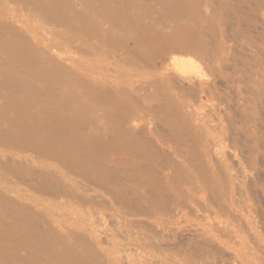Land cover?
<instances>
[{"label":"rangeland","instance_id":"obj_1","mask_svg":"<svg viewBox=\"0 0 264 264\" xmlns=\"http://www.w3.org/2000/svg\"><path fill=\"white\" fill-rule=\"evenodd\" d=\"M19 1L0 0V39H2L0 47L6 49L7 44L10 43L15 48H25L30 45L46 49L53 58L61 56L59 57L61 64L59 71H67L65 74L68 75L67 78H71L73 83L79 82L78 93L89 99L88 95L93 88L91 101L111 103L113 109L118 111H121L122 104L127 102L130 103L131 111H139V127L142 132L136 134L135 139L119 140L111 131L110 136L107 137L108 140H106L108 141L107 146H96L94 155L103 157L105 161L115 160L112 164L119 167L123 174L136 177L138 183L139 181L145 182L146 185L143 188L147 195L158 194V183L153 180L160 179L165 174H169L173 178L191 177L185 181L199 191L197 199L200 201L196 207L200 211V215L186 210L176 218L175 215L165 218L164 212L158 209V206L163 204V199H157L158 203L156 202L155 205L148 201L142 205L139 203L140 201H136L138 198L139 200L143 198L140 194L142 193L141 189L139 196L136 197L131 194L133 187L130 183L116 188L115 195L126 198V204L129 207L127 213H119V220L137 222L139 233L141 232L144 236L151 233L152 241L157 247L169 246L171 249L169 253L148 255L147 259H150V263L232 264V258H235L237 261L235 264H264V215H262V213L264 214V0H211L207 3L204 2L206 0H203L204 5L201 12L191 8L186 9L191 21H189L190 30L185 33L181 32L183 29L181 26L177 24L172 26L171 21H180L176 20L175 13L161 16L157 13L141 12L142 14L139 16L131 14L129 17L124 13L123 16H127L124 20L125 24L129 26L126 30L121 25L119 27L112 25L111 19L116 17L115 14L103 13L102 15L106 17L105 21L108 22L103 25V28H109L111 35L109 46H102L98 40L80 35H76L68 44H64V42L54 44L51 41L54 34L60 33L61 36H64L67 33L70 34L72 30L68 29L66 24L58 22L56 16L47 9L63 15L65 4L56 3L54 0H35L36 4L42 6L46 13L53 16L52 21H42L37 20L36 14L28 12ZM135 1L136 6L139 4V9L145 8L146 5L158 9L175 3L174 0ZM183 1L192 2V0ZM111 5L119 12L128 10L124 5L114 3ZM223 5L225 6L224 10L222 9ZM27 7L30 6L27 5ZM5 8L12 13L2 20L1 17L5 16ZM144 11L148 12L149 10L144 9ZM94 14L95 16L99 15V12ZM99 17L102 16L99 15ZM200 20L207 27L209 33H215V35L207 37L211 54L217 52L220 42L225 44L222 58L219 57L220 61H215L220 68L218 79L221 80L220 83L223 82V86H221L222 84L219 86L215 96L202 99L200 102L190 99L186 102L180 100V95L185 97L182 92H175L171 97L167 96L170 93L159 85L158 89L151 88V84L154 83L153 76H160L163 66L166 67L169 63L170 65L172 63L179 65L191 62L196 66L200 64L201 66H198L201 69L200 73L198 70L196 75H199V78L203 77L204 80L213 79L204 64V60H206L204 54L198 52L187 56L173 55L167 49V44L171 39L177 44H184L183 39H187L189 35L193 34L202 39L201 31H196ZM138 22L139 27H137ZM141 22L146 26L142 27ZM194 22H196L195 28ZM70 23V25L76 24L78 29L81 27V30L92 31L90 25L85 24L83 19L78 18ZM181 23H186V21H181ZM5 24L10 30L5 31L7 34L4 38ZM17 29L22 30V38L18 39L13 35H8L12 30ZM181 33L183 34L181 35ZM40 35L43 37H36ZM81 47L84 50H81ZM104 55L106 56L102 59L101 57ZM152 56L158 58L153 59ZM162 57L163 61L160 60ZM121 59L128 60L129 63L118 68ZM10 61L11 59L6 57L4 61H0V64L6 68L11 64ZM97 66L109 67L112 71L109 73L99 72L96 69ZM30 77L32 79L36 76L32 74ZM6 81L9 80L0 78L2 84ZM104 82H108L107 84L118 82L120 89L116 90L108 86V97L102 96L101 91L104 89H101L99 84ZM127 83L133 85V91L121 90L126 87ZM138 87L140 89H135ZM16 92L18 95L28 94L27 87L19 88ZM65 101V98L59 96L57 98L58 106L62 107ZM185 104L187 105L186 111H183ZM156 106L161 107L157 112L141 109ZM29 107L33 108L32 104L31 106L20 104L15 116L26 113ZM182 112L189 115L187 121L183 120ZM35 116L36 114H33L31 117ZM197 118L213 120L212 125H220L224 136L228 138L232 136L231 140L226 143L227 148L224 151L236 155L235 163L223 161V166L229 168L233 174L241 176L243 182L251 183L257 192L256 195H252L243 188L245 190L244 197L239 199L247 201L248 213L243 216L242 211L238 210L234 213L235 221L232 220L230 212L224 211L221 207L213 210L215 212L213 213L209 209L206 192L200 189L205 185L204 181L198 179L195 173L197 169L195 163L200 160L195 152H199V138L203 135L192 130L197 126L194 122V119ZM30 127L39 132L45 129L44 125L35 123H32ZM89 127L94 128V126ZM12 129L23 131L20 128ZM118 131L119 129L116 130L117 133ZM14 137L0 134V225L6 228L5 237L0 240V246L5 251L18 253L15 256L10 254L12 257H10L9 263L72 264L73 259L80 258V261L92 264L86 254L81 251L77 252L83 247H87L89 244L87 240L76 241V239L64 235L66 231L85 228L89 236L98 240L105 238L103 229L94 222V219L91 220V223L77 221L84 215L83 208L72 204L61 208L53 203L56 198H67L71 195L61 187H56L58 179H51L49 176L40 178L42 174L35 173L33 175L30 172L32 170L43 171L51 164L56 166V170L59 172L58 162L62 160L59 158L47 159L44 154V156L38 155V153L34 155V151L40 150L38 146L33 149L28 146L26 137L22 140L17 136ZM246 138L250 142L246 141ZM67 139L68 143L74 146L72 137ZM56 141L52 140L51 144H55ZM89 143L90 141H85L84 144L90 145ZM92 155L84 154L86 158H91ZM9 156L13 158L12 163H6ZM218 157L226 160L223 156ZM23 159L28 160L27 165L17 164ZM206 175L208 179L209 174ZM82 180L88 187L97 190L107 203L102 208L107 205L111 214H117L115 210L124 207V204L111 205L113 196L106 191L105 184L91 185L86 180ZM72 192V194H76V192ZM155 194L154 196H156ZM4 198L11 200L12 204ZM61 202L65 204L66 201L62 200ZM20 206H25L28 209L26 211L15 209ZM258 209L260 210L258 211ZM42 211L51 213L52 216L43 218ZM32 212L38 216L32 217ZM201 215L205 220L199 218ZM211 223L212 225L215 223L217 226L213 227ZM231 228L234 232L229 234ZM201 230L202 233L205 232L203 237L198 233ZM10 231L13 232L11 236L9 235ZM60 234H63L62 247H58L61 251L56 252L55 249L52 252L42 251L43 253H41L43 246L40 242L46 240L50 245L55 244L53 246L55 247V242L59 239ZM227 236L230 238L229 240H226ZM110 240L109 238L103 241L108 243ZM141 241L139 244L141 251L124 254L127 259L126 264H146V260L139 261L138 257L147 255L145 250H151L152 247L150 242ZM63 243L69 247L68 250L63 246ZM124 243L130 245L131 241L127 239ZM98 247V245L95 247L94 254L100 252ZM4 255V252L0 253V264L7 260ZM105 255L104 257H114L118 261H122L119 259L123 258V254L115 251L113 247H110L109 253L107 252Z\"/></svg>","mask_w":264,"mask_h":264},{"label":"bare ground","instance_id":"obj_2","mask_svg":"<svg viewBox=\"0 0 264 264\" xmlns=\"http://www.w3.org/2000/svg\"><path fill=\"white\" fill-rule=\"evenodd\" d=\"M54 1L56 3L60 2L65 4L64 14L59 15L56 11L51 9L47 10L56 16L58 22L66 24L68 26L67 28L72 31H70V34L67 33L64 36H61L60 33L54 34L53 40H51L52 43L56 44L57 42H64V44H68L76 37V35H80L83 37L86 36L89 38H94L95 40H98L102 46H109L111 42L110 30H108L109 28H103V25L108 23L105 21L106 17L102 15L103 13L115 14L116 17L111 19V21H113L112 25H117V27L121 25L124 30L129 28L128 24H125L124 20L131 14H136L139 16V14H142L141 12H143L146 14L157 13L158 15L163 16L165 14L168 15L175 13V15H177L176 20L180 21H171L172 26L174 24L181 26L183 28L181 32L185 33L189 32V21H191L186 9L191 8L194 11L201 12V8L204 5L203 0H192V2L174 0L175 3L173 5L171 4L170 6L168 5L155 9L150 5H146L145 8L139 9V4L136 6L135 0ZM209 1L211 0H206L204 2L207 3ZM98 2H100V5ZM19 3L24 5L28 12L35 13L37 20L52 21L51 18H53V16L49 15V13H46L42 6L36 4L35 0H20ZM113 3L117 5H124L126 8H128V10L125 12H119L118 9L113 8L111 5ZM27 5L30 7H27ZM44 7L46 8L48 6ZM144 9L149 11L145 12ZM222 9H225L224 5ZM94 11L99 12V15H101L104 19L99 17V15L95 16ZM4 12L5 16L3 15L1 17L2 20L5 19V17L7 18L9 13H12L7 8H5ZM124 13L127 14V16H123ZM78 18L83 19L85 24L90 25L92 31L87 32L85 30H81V27L78 29L76 24L70 25V22H73ZM181 21H186V23H181ZM140 25L142 27L146 26L143 22H141ZM195 26L196 22H194V28ZM137 27H139V22ZM3 29V37L5 38L7 34L5 31L10 30V28L5 24ZM196 31H201V35L203 36L202 39H199L196 34L189 35L187 39H183L184 44H177L176 42H172L171 39L167 44V49L173 55L180 54L181 56H187L198 52L204 54L206 59H203L204 64L206 65V69L210 72V74H212L213 79L204 80L203 77L199 78V75H196L198 74L197 71L199 70L200 73L201 70L198 67L200 65L199 63L197 66L191 62H184L179 65H175L173 63V65H170L169 63V65H166V67L163 66V63V68L161 69L162 73L160 76H153L154 83L151 84V88L158 89V85L162 86L170 93L169 95L167 94V96L170 97L171 95L173 96L175 92H182L185 94V97H182L180 94L179 97H181L180 100H183L184 102H186L188 99L193 100L194 102H200L202 99H209L216 95L219 86L221 84V86H223V82L220 83L221 80L218 79V72L220 68L219 65L215 63V61H220L219 57L222 58V54L225 51V44L220 42L217 46V52L211 54L210 43L207 41V37L215 35V33H209L207 27L204 26V23L201 20ZM183 33H181V35ZM22 34V30L17 29L12 30L11 34L8 35H13L19 39L22 38ZM36 37L42 38L43 36L41 37L40 35ZM1 40L2 39H0V42ZM82 49L84 50L83 47H81V50ZM105 56L106 55L101 58L103 59ZM6 57L11 59V64H9L6 68H3L0 64V78L3 77L9 80L3 84L0 82V134L6 137L17 136V138H20L21 140L26 137L28 146L33 147V149L35 146L40 148V150L37 152H33L34 155L38 153V155L41 156L45 155L47 159H61L62 161L58 162V169L60 170L59 172L56 170V166L52 164L43 171L32 170L30 172L33 175L35 173L42 174L40 178L49 176L51 179H58L59 182L58 186L56 185V187H61L65 192H69V194L71 193V195L67 198L52 199L53 203L61 208H65L64 206L70 204L83 208L85 210L84 215L80 218L77 217V221L81 220L91 223V220L94 219V222H96L99 227L103 229V234L105 235L104 239H111L108 241V243L103 241L104 239L96 240L95 238L89 236L87 233L88 231L85 228L76 229L75 231H66L64 236L72 237L76 239V241H79L80 239H86L89 243L87 247H83L77 252L81 251L82 253L86 254L91 260L92 264H126L127 259L124 257V254L133 253V251H141L139 244L142 242L141 240H143L150 242L152 249L145 250L147 255H140L138 257L139 261H142L143 259V261L146 260V264H151L150 259H147L148 255L154 253L162 254L163 252L169 253L171 251L169 246L165 248L161 246L157 247V245L152 241L153 237L151 236V233L147 236L142 235L141 232L139 233V225L137 222L130 220H119V213H127L129 207L128 204H126V198L115 195V190L116 188H121L120 185L130 183L133 187L131 189V194L136 195L137 197L139 196V191L141 189L142 193L140 194L143 196V198L140 200L138 198L136 201H140L139 203L142 205L145 201L155 205L156 202L158 203L157 199H163L164 202L162 205L158 206V209L164 212V216H166L165 218H171L173 215H175L176 218V216L182 215V213L186 210H189L191 213L197 215V213H200L196 207L200 201L197 199V194L199 191L192 184L186 182L187 179L191 177L187 178L182 176L183 178H173L169 174H165L162 176V178L153 180V182L158 183V194L154 193L156 196H154V194L147 195L145 189L143 188L144 185H146L145 182L139 181L138 183L136 177L123 174L119 167H115L112 164L115 160L112 159L110 161H105L103 157H96V155H94V149L96 146H107L108 141L106 140H108L107 137L110 136L109 133L111 131L112 133L114 132L119 140L135 139L136 134L142 132L141 128L139 127V111H131V108H129L130 103L127 102L123 104L121 103V111L113 109V107L110 105L111 103L108 102L95 103L90 100V98L93 97V88L90 90L88 95L89 99H87L85 95L77 92L80 86L79 82L73 83L71 78H67L68 75H65L67 71H59V66H61L59 57L61 56L58 58H53V56L49 55L46 49H41L40 47L35 46L32 47L30 45L25 48H15L9 43L7 44L6 49L0 47V61H4ZM151 58L156 59L158 57L152 56ZM160 60L163 61V57ZM182 61H184V59ZM119 62L118 68H120L119 66H124L125 64L129 63L128 60L123 59H121ZM96 69L99 72L105 73L112 71V69L109 67L103 66H97ZM224 70L226 69L224 68ZM32 74H34L36 77L31 79L30 76ZM107 83L104 82L103 84H99L101 89H104L101 91L102 96L108 97V86L115 88L116 90L120 89L118 88V82L111 84ZM25 87H27L28 94L18 95L16 90ZM132 87L133 85L131 83H127L126 87L121 90L133 91ZM135 89H140V87ZM59 96H62L66 100L62 107L58 106L57 103V98ZM20 104H27L30 106L32 104L33 108L29 107L26 113H21V115L15 116L18 113ZM186 107L187 105L185 104L183 111H186ZM159 108L161 109L160 106L153 108L144 107L141 109L148 112H157ZM33 114H36V116L31 117ZM181 116L184 121H187V118L189 117L186 112H182ZM247 118L249 119L248 116ZM194 122L197 126L193 127L192 130L195 131V133L200 132L203 135L199 138V152H195V154L200 158L199 162L195 163V166L197 167V171L195 170V173L198 179L204 181L205 185L204 188L200 189L206 192V196L209 200V209L212 212L216 208L218 209L221 207L224 209V211L227 210L230 212L233 218L232 220L235 221L236 217H234V213L238 212V210L242 211L243 216L248 213L247 201L244 199H239L244 197L245 190L243 188L247 189L252 195H256L257 192L253 189V185L251 183L243 182V178L241 176L233 174L229 168L223 166V161H232L235 163L236 155L234 153L228 151V153H226L224 151L225 148H227L226 143L228 140H231L232 136L230 138L224 136V134L221 132V126H213L212 124L214 121L211 119L197 118L194 119ZM32 123L44 125L45 129L40 132L36 131L30 127ZM89 126H94V128H90ZM12 128H20L23 131H16ZM117 129H119L118 133L116 132ZM247 134L249 133L247 132ZM68 137H72L71 140L73 141L74 146H71V144L68 143ZM52 140L57 141L55 144H51ZM85 141H90V145H85ZM246 141L250 142L247 138ZM85 153L93 155L91 158H86L84 156ZM218 156H223L226 158V160L220 159ZM10 162H13L12 156H9L6 160V163ZM17 164L25 166L28 164V160L23 159ZM169 170H171V168ZM206 174H209L208 179ZM82 179L86 180L91 185L105 184L106 191H108L113 196V204L111 205L118 206L120 204H124V207L115 210L117 211V214H111V210L107 207V205L105 208H102L103 205L107 204L105 203V200L102 198V196L98 194L97 190L88 187L85 184V181ZM72 191L76 192V194H72ZM6 200L11 203V200ZM62 200L66 201L65 204L61 202ZM15 209H18V211H26L28 208L25 206H20L19 208ZM259 210L260 209H258V211ZM41 214L43 218L52 216L51 213H47L46 211H42ZM34 215L38 216L36 213L32 212V217H35ZM262 215L264 214L262 213ZM199 218L205 220L203 215H201ZM212 226L214 227L215 223ZM5 230L6 228L0 225V240L5 237ZM233 232L234 231L232 228L229 229V234H232ZM198 233L202 235H200L201 237H203L205 232L202 233L201 230ZM9 235H13V232L10 231ZM62 237L63 234H60L59 239L57 242H55V247H53L55 244L50 245L48 241L42 240L40 242L43 246L41 253H43L42 251L52 252L55 249L56 252L61 251L58 247H62ZM226 238V240L230 239L228 236ZM127 239L131 241L130 245L124 243V241ZM31 245L33 246L32 243ZM97 245L99 246L98 248L100 249V252L94 254L93 251H95V247ZM63 246L67 250L69 249L65 243H63ZM50 247L52 248L49 249ZM110 247H113L115 251L123 254V258L119 259L122 261H118L114 257H104L107 252L109 253ZM3 252L5 253L4 258L7 260H4L1 264H10V257L18 255L17 252L5 251L2 249V246H0V253ZM10 254H12V256ZM56 255H58V253H56ZM80 260V258L73 259L72 264H86L84 261L82 262ZM235 261L236 259L232 258V264H235Z\"/></svg>","mask_w":264,"mask_h":264}]
</instances>
